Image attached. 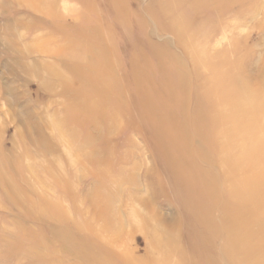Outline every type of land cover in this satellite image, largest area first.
I'll use <instances>...</instances> for the list:
<instances>
[{
  "label": "rangeland",
  "instance_id": "rangeland-1",
  "mask_svg": "<svg viewBox=\"0 0 264 264\" xmlns=\"http://www.w3.org/2000/svg\"><path fill=\"white\" fill-rule=\"evenodd\" d=\"M0 264H264V0H0Z\"/></svg>",
  "mask_w": 264,
  "mask_h": 264
}]
</instances>
